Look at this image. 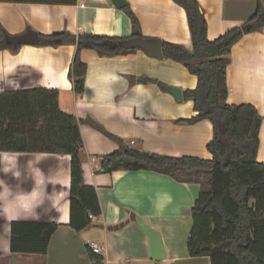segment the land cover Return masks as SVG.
I'll use <instances>...</instances> for the list:
<instances>
[{
    "label": "crops",
    "instance_id": "0c3cea01",
    "mask_svg": "<svg viewBox=\"0 0 264 264\" xmlns=\"http://www.w3.org/2000/svg\"><path fill=\"white\" fill-rule=\"evenodd\" d=\"M124 1L137 18L142 36L191 48L185 12L172 0ZM197 2L210 41L243 26L258 4L264 7V0ZM0 27L10 37L68 32L127 38L132 33L129 18L111 0H76L74 5L0 2ZM74 54L71 45L25 44L16 51H0V93L38 87L56 90L59 108L84 121L79 125L84 144L83 181L95 190L101 216L89 217L91 225L78 233L69 227V156L0 152V168L4 164L21 173L15 178L12 172L0 171V180L14 194H29L0 203V264H209L207 257H189L186 247L192 228L189 211L198 199L199 185L151 171L98 172L92 159L100 161L115 152L118 144L85 122L92 120L125 144L132 140L133 147L151 154L211 160L206 149L212 138L211 123H177L197 113L191 101L182 96L177 102L164 90L177 87L183 94L196 87L197 77L180 63L149 58L141 50L115 57H98L84 50L80 58L86 64L85 91L77 96L67 77ZM143 78L156 82L142 83ZM226 82L228 104H251L264 118V26L244 34L233 45ZM256 160L264 162V120ZM131 214L160 233L165 258L150 259L148 237L129 220ZM13 221L58 226L46 255L10 253ZM119 224L122 227L113 229ZM90 244L103 252L93 253Z\"/></svg>",
    "mask_w": 264,
    "mask_h": 264
},
{
    "label": "trees",
    "instance_id": "16d2710c",
    "mask_svg": "<svg viewBox=\"0 0 264 264\" xmlns=\"http://www.w3.org/2000/svg\"><path fill=\"white\" fill-rule=\"evenodd\" d=\"M186 16L191 48L161 42L163 59L180 63L197 77V85L183 92L197 115L177 123L192 125L208 120L212 138L206 145L211 160L196 157H169L151 154L127 145L106 132L101 125L86 120L118 144V149L100 160L103 172L116 170L151 171L181 183L199 185V196L189 213L192 228L186 247L191 258L207 257L209 264H264V162L256 160L259 131L264 120L251 104H228L226 69L231 48L244 34L264 26V7L258 4L244 23L243 33L235 27L215 40L207 38V24L197 0H172ZM7 3L40 5H74L76 0H0ZM129 18L132 33L127 38L74 35L60 32L39 36L38 47H75L68 80L75 95L85 91L86 64L80 54L93 51L98 57L125 56L135 50L119 47L130 39L154 40L142 36L139 23L128 5L120 8ZM10 37L0 27V51H16L5 41ZM134 82L135 78H129ZM139 81V80H138ZM160 86H162L160 84ZM73 114L58 106V92L45 88L0 93V152L67 155L70 158L69 227L76 233L91 225L89 216H101L93 188L83 181L84 144L80 123ZM54 223L13 221L10 224L11 254L44 256Z\"/></svg>",
    "mask_w": 264,
    "mask_h": 264
},
{
    "label": "water",
    "instance_id": "95a60500",
    "mask_svg": "<svg viewBox=\"0 0 264 264\" xmlns=\"http://www.w3.org/2000/svg\"><path fill=\"white\" fill-rule=\"evenodd\" d=\"M111 1L113 5L119 9L126 5L124 0H111ZM249 29H250L249 25H245L241 28L243 33L247 32ZM5 41L11 44L13 47H16L18 44L37 45L39 43V36L35 33L28 32L27 34L24 35L5 38ZM119 47L124 50H141L149 58H154L158 60L163 58L160 40H143L139 38L130 39L121 42L119 44ZM141 82L155 83L156 80L151 78H143ZM164 90L169 94H171L177 102L182 101V94L179 88L164 87ZM129 220L135 221L139 225V227L143 230V232L147 235L149 240L150 259L158 261L165 258V252L163 249V243L160 233L155 229L149 227L142 220H140L136 216H133L132 214L130 215ZM122 225L123 224H119L118 226L113 227V229L117 230L119 227H122Z\"/></svg>",
    "mask_w": 264,
    "mask_h": 264
},
{
    "label": "clouds",
    "instance_id": "9594fccd",
    "mask_svg": "<svg viewBox=\"0 0 264 264\" xmlns=\"http://www.w3.org/2000/svg\"><path fill=\"white\" fill-rule=\"evenodd\" d=\"M0 171H2L5 174L12 172V175L15 178H19L21 176V173L19 171H17L16 169L13 170L12 168L5 167L4 164L3 167L0 168ZM21 195H29V194H20V193L14 194L10 189V187L7 186L3 180H0V203H3L4 201H8L9 203L14 202L17 199H19Z\"/></svg>",
    "mask_w": 264,
    "mask_h": 264
},
{
    "label": "built area",
    "instance_id": "2783aa9c",
    "mask_svg": "<svg viewBox=\"0 0 264 264\" xmlns=\"http://www.w3.org/2000/svg\"><path fill=\"white\" fill-rule=\"evenodd\" d=\"M129 145H134V141L131 140L129 142ZM92 162L95 163V166H96L98 172H103V169L100 166V161H98L97 159H92ZM89 217L92 218V216H89ZM89 247L91 248V251L95 254H100L101 252H103V249L97 245L90 244Z\"/></svg>",
    "mask_w": 264,
    "mask_h": 264
},
{
    "label": "rangeland",
    "instance_id": "374dc122",
    "mask_svg": "<svg viewBox=\"0 0 264 264\" xmlns=\"http://www.w3.org/2000/svg\"><path fill=\"white\" fill-rule=\"evenodd\" d=\"M149 264H153V263H149Z\"/></svg>",
    "mask_w": 264,
    "mask_h": 264
}]
</instances>
